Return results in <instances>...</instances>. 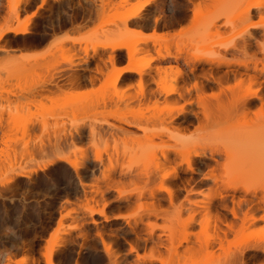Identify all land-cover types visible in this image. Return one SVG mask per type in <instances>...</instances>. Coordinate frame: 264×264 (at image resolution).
<instances>
[{
	"label": "rangeland",
	"instance_id": "rangeland-1",
	"mask_svg": "<svg viewBox=\"0 0 264 264\" xmlns=\"http://www.w3.org/2000/svg\"><path fill=\"white\" fill-rule=\"evenodd\" d=\"M146 1L150 3L142 10V17L134 21L135 26L125 29L119 21L121 14ZM193 9L188 0H0V28L28 22L26 32L7 33L1 40V44L13 48L10 54L17 56L18 64L0 62V84L15 88L19 82L25 87L35 82L45 69L34 65L32 58L49 49L55 56H47L43 62L59 59L60 70L65 64L62 58L72 57L74 79L71 87H63L71 100L69 119L57 114L60 116L55 120L46 100L45 105H31L29 111L12 113L9 120L45 116L48 127L57 120H68L81 131L69 151L77 163L76 170L58 160L36 171L32 170L52 155H35L31 150L48 142L49 130L28 137L16 125L7 142L2 141L0 133V264H264L262 248L253 249L251 245L264 238V207L258 209L256 203L258 199L264 201V168L252 162L236 165L224 151L231 140L230 144L234 142L233 132H239V137L242 131L262 126L260 121L251 122L252 127L242 123L257 115L264 119V105L254 99L243 111L236 107L249 79L241 83L233 74L221 82L208 78L206 73L211 68L216 77L230 69L244 70L242 66H217L212 62L216 52L227 49L235 54L231 46L224 47L231 45L233 34L239 31L231 30L232 14L212 26L209 21L219 14H194ZM252 12L253 19L246 27L251 37H261L264 27L256 24L264 22V15L255 8ZM223 19L228 22L224 28L220 26L225 31L220 36L217 24ZM205 24L208 36L213 35L202 45L199 39L207 29ZM132 29L154 32L162 44L139 46L130 59L136 63V71L126 73L137 77L124 74L116 80V69L127 51L117 49L111 62V51L94 53L92 46L103 33L120 36L124 32L123 37L128 38ZM67 35L84 39L72 44L61 42ZM164 45L173 55H179L160 58L158 50ZM229 52L225 60L235 61ZM196 55L207 61L197 62L195 75L186 59ZM238 58L244 59L241 55ZM19 72L23 75L18 76ZM63 72L62 83L67 79ZM183 107L184 113L176 116ZM125 117L141 118L142 126L124 123ZM105 120L115 128L102 124ZM239 123L243 125V129L239 125L240 131L236 128ZM93 127L103 131L102 135L89 133ZM121 128L130 135H124ZM173 132L180 134L176 141L170 137ZM170 147L181 152L165 161L162 153ZM201 149L209 151L208 156L195 157L194 152ZM100 152L102 158L98 160ZM188 157L193 159V171H185ZM12 167L28 170V176H15L2 185ZM121 170L131 172L121 178ZM230 171H235L239 188H220L222 195L233 194L227 197L228 207L224 208L221 198L212 200L214 184L220 186ZM166 174L162 191L169 188L179 199L174 203L165 200L156 214L148 193L161 186ZM205 176L217 180H205ZM181 179L188 181L185 184L193 193L190 198L194 202L188 203L196 210L191 223V210L179 209V201L187 194ZM251 183L260 185L256 198L244 193ZM121 189L133 193H121ZM91 206L104 208L105 215H92ZM251 213L255 219L250 218ZM178 240L183 241L177 244ZM102 241L110 246V255ZM131 243L136 250H129ZM249 244L251 248L246 247ZM153 253L161 260L152 258Z\"/></svg>",
	"mask_w": 264,
	"mask_h": 264
},
{
	"label": "bare ground",
	"instance_id": "bare-ground-1",
	"mask_svg": "<svg viewBox=\"0 0 264 264\" xmlns=\"http://www.w3.org/2000/svg\"><path fill=\"white\" fill-rule=\"evenodd\" d=\"M188 1H191L194 5V9H193L194 14H203V13H205V14H207V13L208 14H219L218 16H216L215 18H212L209 21L210 25H212V26H214V24H216V21L219 20L221 17L227 18V16L229 14H232L233 20L231 19V24H232L231 30L232 31L233 30L239 31L236 34H233V36L234 35L235 36L232 38L233 40L230 41L231 45L228 44L224 47L226 49L228 46H229V48L231 46V48L233 50H235V54H234V52H229V50H227V49L224 51H219V52H216L217 53V56H215L216 58L213 57L215 59L212 58L213 61L212 60L211 61L216 62L215 64H217V66H220L222 64H224L225 66H231L233 64L236 66L238 65L240 67L242 66V68H244V70L238 71L237 69H230L223 76L216 77L214 74V69L211 68L209 70V72L206 73L208 78L210 77L211 79H213L216 82H221L224 80H229L231 78L230 74H233V76H234L233 78L239 79V81L241 83H243L246 79H249L250 84L246 88L244 93L236 100V102H235L236 107L239 108L240 110H242V109L245 110L249 106H251V103L253 102L254 99L261 100V102H262L261 104L263 106L264 105V30H263L261 37H251L253 35L250 34V29L248 27H246V25L248 24V22L252 21V19H253L252 10L254 8L258 9L260 11L261 16L264 15V0H188ZM207 1H210L212 4H208ZM149 3H150L149 1H146L143 4L136 6V7L134 6V7L130 8L129 10H127L125 13H122L121 17L119 18L121 25H123V27L125 29L128 28L130 25L135 26V25H133V24H135L134 21L136 19H139L142 17V10ZM224 22H225V20H224ZM224 22H222L220 25L217 24V26L220 27L221 25H224L223 26V28H224L225 25H227L226 22H228V20L225 23ZM256 25H263V27H264V22H260ZM205 27L207 29H205L206 31L203 32V34H204V36H207V37L202 36V38L199 39V41H201V44L202 43L205 44L207 42V39L209 40V38L210 39L212 38L209 36L213 35V34L212 35L209 34V36H208L207 30H209V27L206 24H205ZM220 28H218L216 30V32L221 36V34L223 32L225 33V31L222 32V27H220ZM27 30H28V22H20L19 21L17 25L7 24L5 26H1V28H0V62L10 64V63H13L14 61L16 62L18 59V58L15 59L17 56L15 57V55L10 54V51L13 50V48L8 47L5 44H1V40L3 39V37L7 33H13V34L20 33L21 34L23 32H26ZM132 30H133L132 35L129 36L128 38L123 37L124 32H121L120 36H119V34H115V33L114 34L109 33V32L103 33V35L96 38V40L92 46L94 53H98L99 50L111 51V53L109 55L111 62H113V60H114V57L116 55L115 51L117 49H119V50L124 49L127 51V57H128L129 62L127 63V65L118 67L116 69V74H115L116 80L119 77H122L126 73H131V72L136 71L137 65H136V63L130 62V59H132L133 55L136 53V51H138L137 48H139V46H141L143 44L144 45L149 44V43H152L154 45L156 43H158L160 46L162 44L161 39L154 32L146 33V32H142L140 30H136V29H132ZM247 34H249V36H247ZM252 38H254L255 41H253ZM83 39L84 38L81 36L67 35L61 40V42L69 41L72 44L74 42L77 43L78 41H81V40L83 41ZM164 46L158 50L159 57L164 58L166 56H169V57L172 56L173 54L169 51L168 48H166V45H164ZM86 48L87 47H85V49ZM163 48H165V50L163 52H161L163 50ZM228 52L230 55H232L234 57L235 61L225 60L224 57H226V55H228L227 54ZM178 55H179V53H178ZM178 55H173V57L178 56ZM239 55H241L244 59L238 58ZM47 56L48 57L49 56H55V51L53 49H49L45 54L36 55L32 58L34 60V65H39L40 67H43V69H45L44 70L45 74L40 75L38 77V79L35 80V82H33L32 84L25 87V86H23V84H21L19 82V84H17V86L15 88H5L4 85L0 84V133H1V139L3 142H7L6 140H8L9 136L12 133L13 127L15 128L16 125L19 126L22 129L23 134H25L27 136L30 134L37 133L39 131L41 132L42 130H44V131L49 130V133H48L49 134V140H47L48 142H46V144H44V142L39 143L37 146H35L34 149L32 148L33 150H31V152L33 151L32 154H35V155H37V154L40 155V154H44V153L50 154V155H52V157L49 160H46L43 164L38 165V167L36 169H33L32 171H36L38 169H43V167L47 166L48 164L54 163L58 160L67 162L68 164H70V166H72V168L74 170H76L77 169V163L71 158L69 151H71L72 145L74 144L73 142H74V138H75L76 134L80 133L81 131H80V129L75 128V126H73V124L70 123L68 120H63L61 123L58 122V120H57L56 122H54L55 123L54 125L51 123V126L49 125L50 127H48L49 122L45 121L46 119H48L45 116H41V119L25 118V119H22V121L21 120L18 121V119H10L9 120L10 116H12L11 115L12 113L15 112V114H16L17 112L22 113V111H29L31 108L30 107L31 105L32 106L45 105V103H43V102H46V100L50 102L49 105L51 106V108L53 110L52 111L53 114H52V112H50V114L55 115V116H53L54 119L55 118L58 119L57 116H60L57 114H62L64 117L69 119V115H71V111H70L71 100L69 98H66L69 96V94L63 90V87L64 86H67V87L70 86L71 87V85L74 81L72 57H69V58L63 57L62 59H63V62H65V64L63 66V69L59 70V66H60L59 59L45 63V62H43V60L45 59V57L47 58ZM192 57H188V59H186L187 60L186 63L190 61L189 63H187L188 64L187 66L196 75V73H195L196 72V65L198 63H200V61L203 59V57L197 56V55L192 56ZM190 58H191V60H190ZM27 60H29V59H25V61H27ZM203 60L207 61L206 59H203ZM19 65L21 66L24 64L21 63ZM157 70H159V73H158V71H157V73L160 74L161 73L160 69H157ZM61 71L63 73H65V75H66L65 78H67L64 83L59 81L60 75H61L60 73H62ZM179 72H180V70H178V73ZM21 73L19 72L18 76H22L23 74H21ZM253 84H254V86H256L255 88H252ZM170 91L171 90L167 91V93H169ZM58 109H61L60 110L61 113L57 112ZM54 110H56L55 113H54ZM184 111H185L184 107L180 108L176 112V116L183 114ZM261 116L263 117V115H261ZM261 116L257 115L254 119L246 120L242 123L244 126L247 123L246 126L248 127L249 125H251L250 124L251 122L253 124V122L256 123V122L260 121L259 122L260 126L261 125L262 126L259 127L258 130L254 131L251 129L252 131H250V129H248L247 131H245L247 133L244 132L245 134L242 131V134L239 137H237L239 132L238 133H236V132L232 133L231 137L234 138V142L230 144V142L232 141L231 140L229 142L230 145L227 144L224 151L229 157L232 156L230 159H232V161L236 165H245V164H249L250 162H252V163H259L261 165V167L263 166V168H264V124H263L264 119ZM42 118H44V119H42ZM19 122H20V124H18ZM123 122L126 124H130L132 126H136V127L142 126L141 118L128 119L125 117ZM261 122H263V123H261ZM102 124H107V125L110 124V126L114 127V125H111V123L106 121V120ZM242 124L239 123L236 126V128L239 131H240V129H243ZM239 125L241 128L239 127ZM256 126L258 128V123L256 124ZM256 126H254V127H256ZM251 127H252V125H251ZM121 130L123 131L122 133L124 135H126V136L130 135V133L127 130H125L123 128H121ZM10 131H11V133L9 135ZM89 131H90L89 133H91L94 136H95V134L102 135L101 132H103L101 130L99 132L97 127H93ZM108 131H109V128H108V130H105L104 133H106ZM179 135H180L179 133L173 132V133H171L170 137L175 139L174 141H176L179 138ZM30 136H28V137H30ZM235 136H236V138H235ZM180 152H181L180 150L170 147L169 149L165 150L162 153V157L165 161H171V160L177 158V156L180 154ZM208 154H209V151H207L205 149L197 150L194 152V156L197 158H200L202 156H208ZM96 158L98 160H101L102 153L101 152L97 153ZM185 162L187 164L185 171L186 170L193 171L194 170L193 159H190V157H188ZM110 163L112 164V161ZM15 169L16 168L11 169L12 170L11 174L3 182H1L2 185H7V183L11 182V180L13 181L15 176H28V170H25L22 167H20V169L17 171ZM105 171L106 170H104V173L107 174V172H105ZM130 172H131V170H128V171L121 170V178L126 177L127 175H129ZM234 173H235V171H230L228 173L230 175H228V174L226 175V178L223 179V182L220 185L221 187L218 186L217 184H214V191H215L214 196L215 197L213 196L212 200H214V198H221L223 201L222 203H223L224 208L228 207V205L226 204L227 197L228 196L233 197V194L222 195V193L220 192V188H221V190L223 189L224 191H228V190L236 191L239 188V184L234 181V177H235ZM167 175H169V174H166L163 177V183L161 184V186H159L158 188L150 189V192L148 191L149 192L148 194L153 198V201L155 203V204L153 203L152 208L156 214L161 212V207H162L161 205L163 204V202L165 200L169 201V203H174L175 201H177L179 199L178 195L175 194V192L169 188L166 189L165 193L162 191V188H164L165 179H166ZM177 178H178V176H177ZM204 179L205 180H217V178L215 176H213V177L205 176ZM185 182L188 183L187 180L183 181V179H181V183L183 185L182 189H184V191H186L187 194L184 196V198H185L184 200L179 201V209L184 208L187 210H189V209L191 210V215H190V219H189V222L191 223L195 219V211L196 210L194 208H191V206H189V204H188V203L194 202L190 198V194H193V193H192L191 189L188 190L187 184H185ZM259 189H260V185H255V184L251 183L250 185H247L245 187L244 193L250 194L252 197L256 198ZM121 190H122L121 193L122 192L123 193L127 192L129 194L133 193L132 190H126V189L125 190L121 189ZM139 192H141V191H139ZM142 194L144 195V193H142ZM148 194H147V196H149ZM150 196H149V198H151ZM222 203H220V204H222ZM256 203L258 205V209H262L264 207V201L263 200L258 199V200H256ZM89 209H90V212L92 215L93 214L105 215L104 208L91 206ZM249 215H251V217ZM249 215L247 214V216L250 217L251 219H255V217H253V213H251ZM91 222H95V220L92 219ZM180 239H184V238L182 237ZM178 241H179V243H177V244H181L183 240H178ZM102 244H103V248H104L105 252L108 255H110L111 254L110 246L105 241H102ZM172 244L174 245L176 243L172 242ZM207 245L210 246V243L207 242ZM251 245L253 246L252 247L253 249L254 248L255 249H259V248L261 249L262 248L261 250L264 251V238L259 239V241L257 240L254 244H251ZM129 246H130L129 250H134V249L136 250V246L133 245L132 243H131V245L129 244ZM248 246L251 248L250 244L247 245L246 247L249 248ZM55 247L56 246H53L51 248L50 253L47 257L48 260H50L52 252L55 249ZM151 257L152 258L154 257L155 259L157 258V259L161 260V257L156 256L154 253L151 255ZM13 262L15 263V262H19V261L13 260Z\"/></svg>",
	"mask_w": 264,
	"mask_h": 264
},
{
	"label": "crops",
	"instance_id": "crops-1",
	"mask_svg": "<svg viewBox=\"0 0 264 264\" xmlns=\"http://www.w3.org/2000/svg\"><path fill=\"white\" fill-rule=\"evenodd\" d=\"M151 30H148V32H150ZM129 62L126 53L124 52L122 58L120 59V63L118 64V66H124L127 65V63ZM130 74H125V76H128ZM132 75V76H131ZM130 77H132V79H134V77H137L136 74H131Z\"/></svg>",
	"mask_w": 264,
	"mask_h": 264
}]
</instances>
